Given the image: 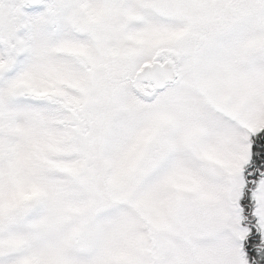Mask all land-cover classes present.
Here are the masks:
<instances>
[{"label":"snow or ice","instance_id":"snow-or-ice-1","mask_svg":"<svg viewBox=\"0 0 264 264\" xmlns=\"http://www.w3.org/2000/svg\"><path fill=\"white\" fill-rule=\"evenodd\" d=\"M0 264H264V0H0Z\"/></svg>","mask_w":264,"mask_h":264}]
</instances>
